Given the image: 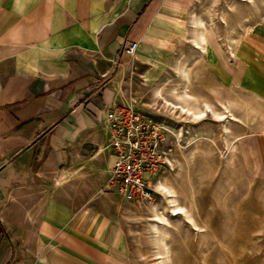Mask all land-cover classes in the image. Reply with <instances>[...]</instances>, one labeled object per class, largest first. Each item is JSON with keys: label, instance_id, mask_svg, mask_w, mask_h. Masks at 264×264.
I'll return each instance as SVG.
<instances>
[{"label": "crops", "instance_id": "obj_1", "mask_svg": "<svg viewBox=\"0 0 264 264\" xmlns=\"http://www.w3.org/2000/svg\"><path fill=\"white\" fill-rule=\"evenodd\" d=\"M195 4L0 0V264H131L111 216L92 209L112 164L101 110L138 70L152 78L202 48Z\"/></svg>", "mask_w": 264, "mask_h": 264}, {"label": "rangeland", "instance_id": "obj_2", "mask_svg": "<svg viewBox=\"0 0 264 264\" xmlns=\"http://www.w3.org/2000/svg\"><path fill=\"white\" fill-rule=\"evenodd\" d=\"M193 15V31L205 37L198 52L188 46L154 77L138 70L123 83L136 108L168 130L167 163L151 176L154 202L106 195L100 178L91 200L102 206L92 209L111 216L112 241L131 264H264V99L256 90L264 0H196ZM101 154L91 172L107 165Z\"/></svg>", "mask_w": 264, "mask_h": 264}, {"label": "built area", "instance_id": "obj_3", "mask_svg": "<svg viewBox=\"0 0 264 264\" xmlns=\"http://www.w3.org/2000/svg\"><path fill=\"white\" fill-rule=\"evenodd\" d=\"M136 47L137 42H127L124 51L131 56ZM101 119L112 155L105 189L130 204H152L151 176L167 163L168 130L124 94L103 105Z\"/></svg>", "mask_w": 264, "mask_h": 264}, {"label": "bare ground", "instance_id": "obj_4", "mask_svg": "<svg viewBox=\"0 0 264 264\" xmlns=\"http://www.w3.org/2000/svg\"><path fill=\"white\" fill-rule=\"evenodd\" d=\"M201 19V18H200ZM199 21V20H198ZM202 21V20H201ZM202 24H203V21L201 22ZM199 26V25H198ZM202 27V26H201ZM201 27H200V29H201ZM198 29V28H197ZM198 31V30H197ZM200 36H201V39L204 41V43H205V37H204V35H203V32H202V30H201V32H200ZM198 40H199V38H198ZM201 40V41H202ZM200 44V43H199ZM198 45L196 44V47H197ZM199 48H200V45H199ZM202 50H204V47H203V49ZM181 72H182V69H181ZM184 110V109H183ZM168 195H169V193H168ZM170 205V204H169ZM171 206V205H170ZM172 208V207H171ZM173 210H175V214L176 213H180L181 212V210H180V207L177 205V206H175V207H173ZM159 218V217H158ZM156 220V219H155ZM164 222H166V220L164 221ZM161 223V222H160ZM156 230H157V228H156ZM162 232V231H161ZM162 239H163V237H162ZM165 239V238H164ZM155 240H156V238H155ZM161 241V240H160ZM164 241V240H163ZM162 243H164V242H162ZM166 251V250H165ZM167 263V262H166Z\"/></svg>", "mask_w": 264, "mask_h": 264}]
</instances>
